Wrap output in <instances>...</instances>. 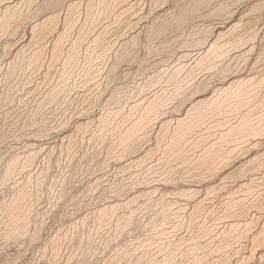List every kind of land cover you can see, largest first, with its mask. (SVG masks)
<instances>
[{
  "label": "rangeland",
  "instance_id": "rangeland-1",
  "mask_svg": "<svg viewBox=\"0 0 264 264\" xmlns=\"http://www.w3.org/2000/svg\"><path fill=\"white\" fill-rule=\"evenodd\" d=\"M0 264H264V0H0Z\"/></svg>",
  "mask_w": 264,
  "mask_h": 264
},
{
  "label": "bare ground",
  "instance_id": "bare-ground-1",
  "mask_svg": "<svg viewBox=\"0 0 264 264\" xmlns=\"http://www.w3.org/2000/svg\"><path fill=\"white\" fill-rule=\"evenodd\" d=\"M210 49H211V47H210ZM214 51H215V50H214ZM209 52H210V51H209ZM213 53H214V52H213ZM214 54H215V53H214ZM200 65H201V64H200ZM200 65H199V66H200ZM251 88H252V87H251ZM224 91H225V90H223V92H224ZM223 92H222V93H223ZM225 92L227 93V91H225ZM232 95H233V94H232ZM234 95H235V94H234ZM236 95H237V94H236ZM247 124H248V122H247ZM242 127H244V126H242ZM245 128H246V127H245ZM237 129H238V128H237ZM178 131H179V130H178ZM239 131H240V130H239ZM242 132H243V131H242ZM234 134H235V133H234Z\"/></svg>",
  "mask_w": 264,
  "mask_h": 264
}]
</instances>
